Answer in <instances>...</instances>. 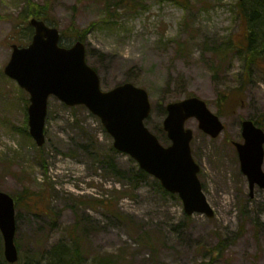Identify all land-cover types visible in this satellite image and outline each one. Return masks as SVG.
Wrapping results in <instances>:
<instances>
[{"label":"rangeland","instance_id":"1","mask_svg":"<svg viewBox=\"0 0 264 264\" xmlns=\"http://www.w3.org/2000/svg\"><path fill=\"white\" fill-rule=\"evenodd\" d=\"M31 2L46 5L61 44L82 36L103 90L130 82L147 91L144 123L161 144L170 142L162 128L165 106L186 96L201 98L213 113L222 109L224 129L212 137L197 118L185 122L211 218L186 215L181 199L162 193L152 176L129 181L136 162L111 151L112 137L84 105L51 96L38 147L21 130L29 95L3 73L11 45H27L33 30L22 23L23 0H0V190L23 197L15 207L16 264H44L53 246L77 235L86 264L97 254L119 255L122 264H264V190L256 186L250 194L232 143L242 141L245 119L264 130V62L246 66L236 50L220 62L212 51L230 35L241 39L236 0H188L189 8L171 0ZM129 4L136 8L128 11Z\"/></svg>","mask_w":264,"mask_h":264},{"label":"water","instance_id":"2","mask_svg":"<svg viewBox=\"0 0 264 264\" xmlns=\"http://www.w3.org/2000/svg\"><path fill=\"white\" fill-rule=\"evenodd\" d=\"M29 25L33 28L30 43L11 45L10 58L3 71L29 94L27 125L36 145L42 146L45 142L49 97L54 96L68 106L84 105L100 119L113 139V147L134 159L164 190L177 194L187 215L201 213L213 217L214 211L197 176L199 165L191 154L193 131L185 127V121L195 117L199 128L212 137L223 130L220 118L206 103L197 96L168 103L162 126L170 144L162 145L144 124L151 112L145 89L124 82L102 90L97 72L86 62L82 41L63 47L59 45L56 27L37 18H31ZM241 133L244 141L236 142L235 147L251 194L255 185L264 189V131L252 120L245 119ZM15 231L14 200L0 191V233L3 256L8 263L18 259Z\"/></svg>","mask_w":264,"mask_h":264},{"label":"trees","instance_id":"3","mask_svg":"<svg viewBox=\"0 0 264 264\" xmlns=\"http://www.w3.org/2000/svg\"><path fill=\"white\" fill-rule=\"evenodd\" d=\"M174 1L176 4L182 6L183 8H189L188 0H171ZM23 9L21 11L22 23L26 24L27 27L32 30V28L28 25V18L29 16H33L36 18L44 19L46 15V5H38L31 0H23ZM125 9L132 10L136 8V4H133V6L125 5ZM235 12L237 17L241 21V26L243 28V33L241 34L240 41H235L231 35L225 39L222 43L223 47H215L212 49L213 54L215 55L217 59L220 60V62L227 58L228 53H232L233 51L240 54L242 57V60L245 61L246 66L250 64L255 63H261L264 62V1L263 0H236V7ZM26 27V29H27ZM86 30L82 31V33H85ZM32 35V32L29 34V36ZM63 35V34H62ZM76 39L82 40V36H77ZM21 90V89H20ZM23 92V90H21ZM223 99L226 100V97H223ZM230 100L232 98L230 97ZM27 100L24 99V107L27 104ZM224 108H226L225 105L221 104ZM223 110L218 109L217 114L220 116L222 114ZM256 124L259 125V121H255ZM22 132L28 136V130H27V123L26 119L24 121V126L21 128ZM111 151L113 153H117V151L111 146ZM106 161L111 166V168L119 175H125V171H122L120 167L116 166L112 162V158L106 157ZM128 179L131 182H135L137 180H143L147 179L149 175L140 169L137 165L128 172ZM127 176V175H126ZM159 188L161 189L162 193L168 194L166 191H164L160 184L158 183ZM24 192H29L28 190L24 189ZM11 195V194H10ZM173 196L172 194H170ZM14 198L15 206L22 200L23 197H19L17 194L11 195ZM28 197L25 198V200ZM25 206L30 209L28 201H26ZM78 236V235H77ZM70 236V240L68 243L65 244H58L53 246L49 251L48 254L44 258V264H86L85 263V256L83 248L80 245V239L78 237ZM0 244L2 245L1 239ZM2 249V246H1ZM2 254V252H1ZM3 256V255H2ZM119 255H111V254H101L96 255L94 258V264H122V262L119 260ZM25 259L23 264H29L30 259ZM19 262V261H17ZM0 264H9L7 263L4 258L0 259ZM16 264V263H14ZM40 264V263H38ZM42 264V263H41ZM208 264V263H206Z\"/></svg>","mask_w":264,"mask_h":264}]
</instances>
